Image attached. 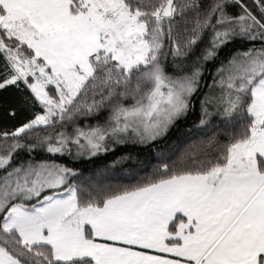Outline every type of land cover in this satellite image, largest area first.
<instances>
[{
	"label": "snow or ice",
	"instance_id": "6c2138e0",
	"mask_svg": "<svg viewBox=\"0 0 264 264\" xmlns=\"http://www.w3.org/2000/svg\"><path fill=\"white\" fill-rule=\"evenodd\" d=\"M0 264H264V0H0Z\"/></svg>",
	"mask_w": 264,
	"mask_h": 264
}]
</instances>
